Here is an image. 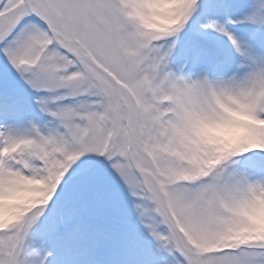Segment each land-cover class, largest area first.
Here are the masks:
<instances>
[{
	"label": "snow or ice",
	"instance_id": "1",
	"mask_svg": "<svg viewBox=\"0 0 264 264\" xmlns=\"http://www.w3.org/2000/svg\"><path fill=\"white\" fill-rule=\"evenodd\" d=\"M0 264H264V0H0Z\"/></svg>",
	"mask_w": 264,
	"mask_h": 264
}]
</instances>
